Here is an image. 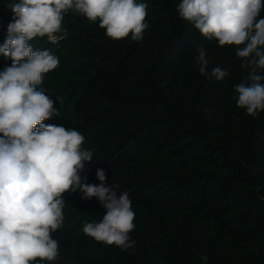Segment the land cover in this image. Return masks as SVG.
<instances>
[{"label":"trees","instance_id":"obj_1","mask_svg":"<svg viewBox=\"0 0 264 264\" xmlns=\"http://www.w3.org/2000/svg\"><path fill=\"white\" fill-rule=\"evenodd\" d=\"M137 2L148 5L141 41L131 34L112 40L98 22L71 11L63 39L29 41L59 59L37 85L58 111L43 123L84 135L81 147L93 159L81 176L98 185L103 169L135 212L129 235L136 243L122 250L83 233L85 222L104 215L95 197L73 204L71 221L64 206L52 264H264V111L248 116L234 91L250 69L237 46L220 47L181 19V0ZM12 3L0 0V46ZM198 46L207 75L198 71ZM10 65L0 53V70ZM217 66L227 73L221 81L211 75Z\"/></svg>","mask_w":264,"mask_h":264},{"label":"clouds","instance_id":"obj_2","mask_svg":"<svg viewBox=\"0 0 264 264\" xmlns=\"http://www.w3.org/2000/svg\"><path fill=\"white\" fill-rule=\"evenodd\" d=\"M148 5L137 0H13V21L0 53L11 65L0 71V264H52L60 255L53 233L64 222V193L79 190L81 199L95 197L105 210L99 221L85 222L83 233L96 242L133 248L135 212L127 191L117 194L119 184L87 183L81 176L93 153L83 149L85 137L74 128L45 124L54 102L37 90L46 74L59 65L48 50L36 51L29 41L47 37L53 44L63 39V21L70 11L97 23L112 40L144 39ZM264 0H181L179 17L194 25L218 45H235L241 66L250 69L235 85L236 105L255 118L264 111ZM61 34V35H58ZM242 46V47H241ZM198 71L207 75L209 60L197 47ZM217 81L227 73L212 69Z\"/></svg>","mask_w":264,"mask_h":264},{"label":"rangeland","instance_id":"obj_3","mask_svg":"<svg viewBox=\"0 0 264 264\" xmlns=\"http://www.w3.org/2000/svg\"><path fill=\"white\" fill-rule=\"evenodd\" d=\"M41 45L38 44L36 49H39ZM1 71V70H0ZM65 195V218L68 221H71L73 218V210H72V205L78 202L79 199H81V194L79 190L75 193H64Z\"/></svg>","mask_w":264,"mask_h":264}]
</instances>
